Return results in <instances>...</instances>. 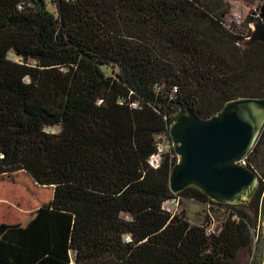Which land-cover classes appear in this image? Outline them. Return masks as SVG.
Listing matches in <instances>:
<instances>
[{
  "label": "trees",
  "instance_id": "16d2710c",
  "mask_svg": "<svg viewBox=\"0 0 264 264\" xmlns=\"http://www.w3.org/2000/svg\"><path fill=\"white\" fill-rule=\"evenodd\" d=\"M229 14L228 0H0V202L24 212L0 221V264H237L263 183L220 203L171 192L173 148L148 164L181 107L208 118L264 96V43L245 46ZM262 140L264 125L251 169ZM176 197L227 215L209 230L163 208ZM256 249L262 264L264 234Z\"/></svg>",
  "mask_w": 264,
  "mask_h": 264
},
{
  "label": "water",
  "instance_id": "95a60500",
  "mask_svg": "<svg viewBox=\"0 0 264 264\" xmlns=\"http://www.w3.org/2000/svg\"><path fill=\"white\" fill-rule=\"evenodd\" d=\"M245 46L264 43V25L249 24ZM264 125V96L228 101L208 118L180 108L172 117L169 137L177 155L170 190L195 187L211 200L243 204L253 195L258 175L242 161L251 152Z\"/></svg>",
  "mask_w": 264,
  "mask_h": 264
},
{
  "label": "rangeland",
  "instance_id": "374dc122",
  "mask_svg": "<svg viewBox=\"0 0 264 264\" xmlns=\"http://www.w3.org/2000/svg\"><path fill=\"white\" fill-rule=\"evenodd\" d=\"M230 4V14L228 16V21H232L236 24L237 28H241L243 25L249 27V24L251 22H258L259 14L262 8V3L257 0L253 4H248L242 0H228ZM51 10H54L53 6H50ZM262 23V22H261ZM263 24V23H262ZM249 38V37H245ZM11 59L18 60L17 57L11 56ZM104 70L106 73L110 74L113 69L112 67H105ZM116 70L114 69V72ZM52 131H57L58 127L49 128ZM250 160L252 162V170L256 172L258 175V183L257 187L260 186L261 183L264 185V140L261 141V144L257 150V152L254 155L250 156ZM245 164V161H244ZM256 187V188H257ZM256 190V189H255ZM255 192V191H254ZM254 194V193H253ZM29 203H34V199L32 197H27ZM250 199L248 200L249 203ZM264 201V192L261 195V202ZM1 203V202H0ZM9 205V206H8ZM5 203L0 204V217L4 215V217L0 218V221H4L7 223H14L23 220L24 218V212L21 208H17L13 205ZM26 204L24 203L23 206ZM239 205V204H235ZM164 207L166 210H169L170 212H176L179 213L183 210L186 218L190 223L196 224L200 223L202 221L207 220L205 216H208L209 219V227L212 230H216L220 224L221 221L224 220L227 213L225 212V209L222 207H216L213 206L214 209H210L205 204H201L195 200L192 199H181L176 202L172 201V199L165 202ZM259 211V212H258ZM257 213L253 211L251 208H247V212L251 216L252 224L254 225V239L253 243L250 248L241 249L236 258L235 262L237 264H252L256 259V242L258 240V235L264 234V210H258ZM264 261V250L262 255V264Z\"/></svg>",
  "mask_w": 264,
  "mask_h": 264
},
{
  "label": "built area",
  "instance_id": "2783aa9c",
  "mask_svg": "<svg viewBox=\"0 0 264 264\" xmlns=\"http://www.w3.org/2000/svg\"><path fill=\"white\" fill-rule=\"evenodd\" d=\"M133 105H135V104H133ZM171 148H173V144L170 140L169 133H168V135H166L165 133L157 135L156 136V152L148 158L149 166L154 168V169L158 168L160 163H161V159L163 157V154L166 152H169ZM176 162H177V159H176ZM242 163H244V161H242ZM179 199L180 198L176 197V198H173L172 201L178 202ZM164 204H163V208L165 209ZM167 211H169V210H167ZM171 213H175V212H171ZM209 230H212V229L209 227Z\"/></svg>",
  "mask_w": 264,
  "mask_h": 264
},
{
  "label": "bare ground",
  "instance_id": "6f19581e",
  "mask_svg": "<svg viewBox=\"0 0 264 264\" xmlns=\"http://www.w3.org/2000/svg\"><path fill=\"white\" fill-rule=\"evenodd\" d=\"M263 264H264V261H263Z\"/></svg>",
  "mask_w": 264,
  "mask_h": 264
}]
</instances>
